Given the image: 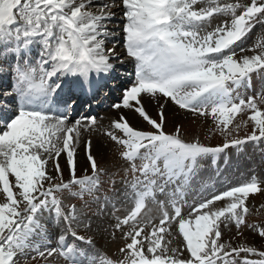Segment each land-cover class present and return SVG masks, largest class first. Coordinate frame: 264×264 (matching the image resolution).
Here are the masks:
<instances>
[{
	"label": "snow or ice",
	"instance_id": "6c2138e0",
	"mask_svg": "<svg viewBox=\"0 0 264 264\" xmlns=\"http://www.w3.org/2000/svg\"><path fill=\"white\" fill-rule=\"evenodd\" d=\"M255 75L264 0H0V264H264V177L203 180V162L222 175L228 149L264 144ZM115 82L116 118L81 114ZM170 108L221 142L168 131ZM105 235L115 253L97 248Z\"/></svg>",
	"mask_w": 264,
	"mask_h": 264
},
{
	"label": "rangeland",
	"instance_id": "374dc122",
	"mask_svg": "<svg viewBox=\"0 0 264 264\" xmlns=\"http://www.w3.org/2000/svg\"><path fill=\"white\" fill-rule=\"evenodd\" d=\"M111 110H113V109L110 106L107 109H104L102 111V113L97 117L109 116V113ZM156 110H157L156 105L154 103L151 105V107L148 105V111L152 112V114H155ZM112 113H114V115L117 116V114L115 112L112 111ZM116 116H111L109 118H116ZM173 116L180 118V120L176 121V122L183 125L185 132H186V136L189 139H192V137L194 135H198L201 140L212 141V136H214V135L219 136L218 134H213V132L211 130L208 131L210 126L208 124L204 123L205 120L203 118L193 117L192 115L187 114L184 111H182V113H175V114H173ZM167 127L170 131H172L173 121L172 120L170 121L169 118H168ZM242 131H241V133H242ZM97 134L99 135L100 133H97ZM100 137L101 138L94 137V139H93V150H94V152H96V154L98 156L99 155H105L106 158H110L111 160H115V157L113 155L114 145L110 141H109V143H106V141L103 140L104 136L102 134H100ZM95 146L97 147V150L99 152L95 150ZM80 151H81V154L83 155V146H81ZM63 167H65V164L63 165ZM65 177H67V172H65ZM205 180L208 183L211 182L209 177L206 178ZM104 188L105 189L107 188V184L104 185ZM258 200L263 203L262 205H264V195H261ZM263 209H264V207H263ZM107 239H108V236H106V235L103 237L98 236L97 241H96L97 248L100 249V241L107 240ZM106 246H111V245L108 242H106ZM117 247H118V245L117 246H111V249H108L107 252L109 254L115 253L117 250Z\"/></svg>",
	"mask_w": 264,
	"mask_h": 264
},
{
	"label": "bare ground",
	"instance_id": "6f19581e",
	"mask_svg": "<svg viewBox=\"0 0 264 264\" xmlns=\"http://www.w3.org/2000/svg\"><path fill=\"white\" fill-rule=\"evenodd\" d=\"M151 105L152 104H150L149 106L151 107ZM123 111H124V113H125V116L129 119V120H131V121H138V118L136 117V115L134 114V113H132V112H130V111H128V110H126V109H123ZM173 114H174V112H173V110L170 108L169 109V111H168V118H169V120L171 121H179L180 120V118H178V117H176V116H173ZM95 150L96 151H98L97 150V147L95 146ZM99 152V151H98ZM79 157H84L83 155H79Z\"/></svg>",
	"mask_w": 264,
	"mask_h": 264
}]
</instances>
